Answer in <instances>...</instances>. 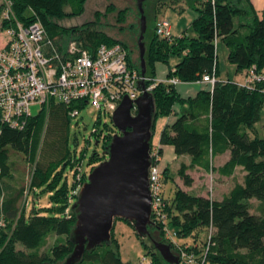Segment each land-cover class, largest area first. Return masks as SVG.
<instances>
[{"label": "trees", "instance_id": "obj_1", "mask_svg": "<svg viewBox=\"0 0 264 264\" xmlns=\"http://www.w3.org/2000/svg\"><path fill=\"white\" fill-rule=\"evenodd\" d=\"M11 1L15 19L9 20L5 16V1L0 0V30L6 34L10 26H16V20L24 25L39 21L59 52L65 51L70 42L78 43L79 48L89 52H94L100 43H120L126 48L121 41L97 30L94 24L66 28L55 22L66 16L64 8L70 3L76 4L72 14H81L85 0ZM193 8L198 12L191 24L194 36L183 32L168 40L158 37L152 29L145 57L146 74L151 79L146 83L155 82V64L168 62L170 55H178L181 59L168 70L166 79L175 77L180 82H196L203 74H213L215 82L211 90L199 91L188 98L180 96L176 85L164 81L155 83L151 92L156 116L159 113L169 115L175 104L181 109L174 121L162 129L159 145H171L175 155L190 157V162H182L177 170L185 187L193 185L190 173L193 171H215L218 177L231 178L236 175V168L241 167L244 176L234 181L221 199L192 194L178 185L173 201L164 198L166 222L153 220L151 231L158 240L170 243L173 251L179 253L180 246L166 239L167 226L179 227L175 233L178 237H187L194 230L205 227L210 231L205 245L200 249L196 245L187 247L198 259L205 254L206 262L211 264H264V137L255 134L253 124L264 104V84L248 89L230 80H220L217 61V42L220 41L227 48V60L238 72L245 74L253 65L257 70L264 69V6L261 18L250 0H202L199 7L193 5ZM124 11L119 12L118 20H123ZM130 27L139 32L137 25ZM128 62L139 70L129 53ZM71 120L68 108L55 101L41 106L40 113L29 116L21 129L11 127L0 118V264H63L73 249L69 241L76 216L72 208L75 201H72L79 189L76 193L73 190L69 198L64 188H56L61 167L74 168V177L82 174L83 183L86 180L82 161L67 145ZM93 134L96 143L102 141L104 150L111 136L98 130ZM226 151L228 160L215 167L214 158ZM156 152L160 156L161 148ZM16 154L33 165L29 177L31 189L38 191L47 185L55 190L51 197V211L55 215H43L36 210L26 214L22 208L28 189L24 183L25 172L15 174L13 156ZM104 159L103 152L101 156L94 153L89 160L93 164L90 170ZM167 170L163 171L164 178ZM75 185L76 182L74 189ZM252 200L256 204H252ZM8 230H11L10 242L6 239ZM50 234L66 237L65 242L56 243L52 248V256L39 252ZM16 243L25 250H18ZM141 243L150 256L149 264H168L142 239ZM77 264L129 263L120 259L111 231L110 245L101 244L86 250Z\"/></svg>", "mask_w": 264, "mask_h": 264}, {"label": "rangeland", "instance_id": "obj_2", "mask_svg": "<svg viewBox=\"0 0 264 264\" xmlns=\"http://www.w3.org/2000/svg\"><path fill=\"white\" fill-rule=\"evenodd\" d=\"M198 0H147L144 4L145 14L147 16V31L145 35V41L149 42L152 32L153 23L156 19H164L169 22L176 34L180 32H186L189 37L195 35L192 29L191 15L196 11L193 9V4L199 7ZM76 4H68L65 6L64 11L66 16L62 19H55V22L59 26L66 28L80 27L85 23L94 24L97 30L103 31L108 36L121 41L128 49V53L132 60V63L136 65L137 59V44L136 39L138 31L130 27V25H137L139 15L135 6V0H85L83 12L79 15L72 14ZM125 9L123 20L119 17V12ZM92 27V26H91ZM7 34L5 31L0 30V46L7 41ZM78 44V43H77ZM79 45V44H78ZM80 46V45H79ZM227 48L222 42L217 44V61L219 77L226 80L229 79L234 83H243L245 76L244 73L238 72L235 65L231 64L227 60ZM181 58L178 55H170L168 62H157L155 66V81L158 79H165L166 72L170 68H173ZM41 111L40 104H33L30 106V112L32 116H37ZM168 120V115L159 113L154 122L153 133L151 138L152 150L157 151L161 148V154L159 156L158 167L161 171L168 168L167 177L163 181V194L164 198L169 202L173 201L176 194V189L181 186L192 194H203L209 198L219 197L227 188L233 184L234 181L242 180L243 173L237 172L234 179H228L225 181L221 177H218L215 171L192 172L194 176V184L191 188L185 187L182 181H179L177 176V170L180 164L186 161L188 155L177 156L173 152V148L170 145H159V137L162 129L165 127ZM255 134L264 137V104L259 109L258 117L254 120ZM86 128L85 130H83ZM94 128L98 129V132L109 134L112 136L117 133V129L111 121V117L104 114H98V110L90 105L84 106L80 114L72 119L68 128V148L75 155L76 158L82 161V173L86 174V180L90 169L93 164L89 163L91 156L96 153L102 155V141L96 143V136L92 133ZM106 135V136H107ZM107 136V137H108ZM13 159L16 161L15 174L18 172H25V186L28 189L26 193L27 197H24L22 201V208H24L26 214L31 211H38L43 215H55V212L51 211L53 203L51 197L54 195L55 190L50 189L47 185L37 190L30 188V175L33 171V165L26 161L21 155H14ZM98 164V163H97ZM97 164H94L96 166ZM215 163L213 162V165ZM74 168L67 166L65 169L59 168L61 173L56 188H64L67 196L72 197V192H77L83 183L84 177L82 174L76 175V181L74 177ZM17 171V172H16ZM85 180V181H86ZM76 182L75 189L74 183ZM29 194V196H28ZM76 199L74 198L72 203ZM1 203V197H0ZM252 204H256V201L252 200ZM66 213L69 214L67 208ZM167 231L170 241L182 248L193 246L196 243L198 249L205 245L206 239L210 231L208 228H198L194 230L191 235L187 237H178L175 235L179 231V227L167 226ZM7 242L11 241V230L7 231ZM113 242L117 246L120 259L129 264H140L150 262V256L147 253L146 248L142 245L141 239H139L131 225L121 219H115L112 229ZM65 236H57L50 234L45 239L43 245L40 247V253H46L52 256V248L56 243L65 242ZM6 242V243H7ZM148 243V241H146ZM18 250H25V248L16 243ZM186 250V249H185ZM186 252H189L187 248ZM207 264H211L207 262Z\"/></svg>", "mask_w": 264, "mask_h": 264}, {"label": "built area", "instance_id": "obj_3", "mask_svg": "<svg viewBox=\"0 0 264 264\" xmlns=\"http://www.w3.org/2000/svg\"><path fill=\"white\" fill-rule=\"evenodd\" d=\"M4 1L5 16L9 20L15 19L12 1ZM6 32L8 39L0 46V118L13 128H24L33 104L48 106L53 101L62 103L72 119L86 105L98 110L99 115L111 117L124 97L135 100L141 93L137 86L140 72L129 64L128 50L120 43H100L94 52H89L70 42L65 51L59 52L39 21L24 25L16 20V26H10ZM154 32L160 38L172 40L167 20L156 19ZM244 76V82L238 83L239 86L253 89L264 84V69L257 70L254 65ZM156 82L146 83V89L151 91ZM164 82L177 85L180 81L172 77ZM196 82L212 85L215 76L203 74ZM130 111L135 114V103ZM97 130L94 128L92 133ZM151 154L152 220L165 223L163 171L157 165V152L151 151ZM170 238L166 228V239ZM177 249L179 264L207 263L205 254L198 259L193 252H186L187 247Z\"/></svg>", "mask_w": 264, "mask_h": 264}, {"label": "water", "instance_id": "obj_4", "mask_svg": "<svg viewBox=\"0 0 264 264\" xmlns=\"http://www.w3.org/2000/svg\"><path fill=\"white\" fill-rule=\"evenodd\" d=\"M146 1L135 0L139 14L136 44L141 77L137 86L141 93L135 100L124 97L111 115L118 133L103 150L106 159L89 172L77 192L72 205L76 214L75 225L69 235L73 249L63 264H77L86 250L101 244L110 245L115 219L128 221L136 235L168 264L180 262L179 253L173 251L171 244L158 240L151 231L154 222L149 171L152 165V127L157 109L145 80L151 79L146 74L145 59L149 45L145 41L148 27L144 10ZM133 103L136 105L135 114L130 111Z\"/></svg>", "mask_w": 264, "mask_h": 264}, {"label": "crops", "instance_id": "obj_5", "mask_svg": "<svg viewBox=\"0 0 264 264\" xmlns=\"http://www.w3.org/2000/svg\"><path fill=\"white\" fill-rule=\"evenodd\" d=\"M200 1H202V0H198V3L200 2ZM250 3H251V6H252V8H253V10L255 11V13L257 14V16L259 17V18H261V16H262V9H263V6H264V0H250ZM196 6V5H195ZM193 7V6H192ZM195 11H196V9L195 8H193ZM197 14H198V12L196 11L194 14H192L191 15V18H195L196 16H197ZM192 19V20H193ZM170 29H171V34H172V36H174V37H178V36H180V35H182L183 34V32H180V34L179 35H174V34H176L175 33V31H174V29H173V26H171L170 25ZM218 42H220V41H218ZM218 42H217V44H218ZM5 43V42H4ZM3 43V44H4ZM2 44V45H3ZM1 45V46H2ZM227 53V52H226ZM155 66H156V64H155ZM169 70V69H168ZM167 70V71H168ZM166 74H167V72H166ZM219 79L220 80H223V81H225L224 79H222L221 77H219ZM156 80V79H155ZM164 80H166V78L165 79H158V81H164ZM226 80H229V79H226ZM238 83V82H237ZM211 88H212V85L210 84V83H207V82H179L177 85H176V90H177V92L180 94V96L181 97H183V98H188V97H194V96H196L197 95V93L199 92V91H203V90H211ZM180 106L178 105V104H175L174 106H173V109H172V112L168 115V120H167V122H166V124H171L173 121H174V119L176 118V116L180 113ZM171 146V145H170ZM173 148V147H172ZM153 152L155 151V150H152ZM174 152V151H173ZM175 154V153H174ZM228 158H229V153L226 151V152H224L223 154H221V155H217L215 158H214V160H213V162L215 163L214 164V166L215 167H218V166H221L222 164H224L227 160H228ZM187 160L186 161H184V163H186V164H188L189 162H190V157L188 156V158H186ZM193 172H195V171H193ZM237 172H243L242 171V168L241 167H238V168H236V174H237ZM191 173V175H192V172H190ZM179 178V177H178ZM193 178H194V176H193ZM235 178V175L233 176V177H231V178H222V179H224L225 181H227L228 179H234ZM195 179V178H194ZM179 181H180V179H179ZM234 183V182H233ZM194 184V183H193ZM192 187V186H191ZM191 187H189V188H191ZM231 187V185L227 188V190L229 189ZM227 190H225L224 192H223V194L227 191ZM223 194H221L219 197H216V198H218V199H221L222 198V195ZM203 195V194H202ZM195 245H196V243H195Z\"/></svg>", "mask_w": 264, "mask_h": 264}, {"label": "flooded vegetation", "instance_id": "obj_6", "mask_svg": "<svg viewBox=\"0 0 264 264\" xmlns=\"http://www.w3.org/2000/svg\"><path fill=\"white\" fill-rule=\"evenodd\" d=\"M117 133H118V131H117Z\"/></svg>", "mask_w": 264, "mask_h": 264}]
</instances>
